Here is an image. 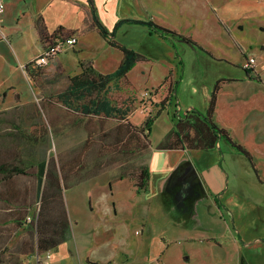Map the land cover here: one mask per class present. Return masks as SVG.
<instances>
[{
  "label": "crops",
  "instance_id": "crops-1",
  "mask_svg": "<svg viewBox=\"0 0 264 264\" xmlns=\"http://www.w3.org/2000/svg\"><path fill=\"white\" fill-rule=\"evenodd\" d=\"M5 2L6 10L0 14V74L2 78L0 94L3 95L8 89L13 91L20 89L19 82L22 80L29 83L40 82L39 78L44 71L48 72L49 78L46 79L54 84L53 87L51 86L52 89L57 88L58 91L55 93L59 94L67 89L72 76L83 71L82 62L93 65L103 74L116 71L125 54L120 47L111 44V39L134 49L140 58L136 62L137 65L142 61L156 59L158 51L163 49L164 36L154 31L155 27L152 25L135 21H151L165 28H177L174 30L184 35L187 31L183 28H195L186 36L197 41L202 49L194 48L186 41L178 39L173 41V46H176V42L177 44L186 42L193 49L202 51L208 58H199L201 68L194 67L193 64L190 72L187 70L186 60L177 58L180 60L177 78L173 76L175 78L173 79L171 76L170 86L164 93H159L158 100L154 101L155 107L158 109L163 107L161 110L163 114L167 107L172 105L175 92L177 117L175 116L174 121L177 124L180 120L193 121V110L206 112L211 94L203 93L201 82L210 80V70L214 69L216 63L220 61L228 63L231 60L224 55H218L214 46H218L216 49L220 50L228 42V37L234 39L240 30L244 31L245 23L238 19L240 11L262 6L264 0L248 2L247 0H5ZM98 22L108 28L109 37L102 35ZM115 28L117 29L113 32ZM196 28L200 30L202 38L194 33L197 31ZM40 31L43 33L42 36ZM68 36H76L77 43L59 53L49 65H46L47 67L41 68L43 66L33 64L29 66V69L21 67L31 63L45 46L54 43L59 37ZM66 57H71L73 63L67 62ZM131 70L111 85L120 86L121 82H125L132 88L134 83L130 78ZM31 71L34 77L31 76ZM186 74L187 80H192V84L187 87L183 85V82L187 81ZM221 78H226L222 81L223 84L230 80L236 86L247 85L251 88L256 87L255 80H257L264 86V74L261 79H256L254 75L241 79L218 76L216 79ZM60 83L63 86L61 88ZM181 86L187 91L185 94H180ZM222 87L221 84L219 91ZM124 88L119 89L125 96L124 101L119 105L129 106L130 112L123 119L117 120L114 127L126 131V129H132V125L143 124L146 116L133 121L138 111L144 115L146 113L144 103L135 106V100ZM192 89H194L193 92ZM36 91L41 93L42 88L36 87ZM246 91L249 92V89L241 88V95L244 96ZM199 100L201 106L198 104ZM49 108L51 113V107ZM148 108L151 109L152 106ZM221 127L226 128L234 139L236 135H232L234 129L231 125ZM190 132L193 134L194 130L191 129ZM169 135L164 136L159 144L162 145L166 141L177 142L176 147L153 149L152 139L149 138L148 141L145 139L147 144H150L147 147L149 157L145 158L148 162H143L150 171L147 188L139 191L138 178L123 167L114 176L113 174L110 176L111 193H116L117 182L131 181L134 188L130 191L131 202L125 199L127 197L125 194L120 195L119 191L116 193L122 205L124 204L129 210V214L133 217L140 216L146 223L149 222L144 210L147 211L151 203L159 198L161 206L160 204L153 206L164 207L175 221L173 223L175 226L184 223L183 230L187 232L182 234L186 236L187 241L192 242L194 248L186 250L187 253L181 256L180 264H184L183 262L188 264H264V180H258L259 183L256 186L247 185L248 183H244L243 175H240L243 180H239L238 184H230L227 171L222 167L223 155L218 148L219 143L213 149L189 147V145L187 147L185 146L187 143L182 145L178 136L172 135L169 138ZM193 152L196 154L193 155ZM132 159H134L132 152L129 156L122 157L126 163ZM4 163L0 162V168ZM24 170L26 173L16 172L8 176L0 170V252H4L9 257L19 258L22 264L77 262V257L80 258L81 255L71 243L70 231L67 233V239L54 246L40 240L38 220L42 197L49 183H47L46 175L40 180L38 170L34 173ZM196 173H199L203 182L202 186L193 184L191 177ZM101 175L86 174L85 170L79 169H66L65 176L59 174L58 182L63 188L69 222L71 207L66 192ZM193 178L195 181L198 180L197 176ZM28 196L32 205L22 206L21 203L28 200ZM118 207V204L114 202L113 214H118ZM180 216L184 218L180 219ZM30 223L35 236L21 231ZM12 225L16 229L7 235L6 228ZM149 227L151 231V226ZM193 257H195L194 260ZM160 258H163L161 254L159 260ZM84 259L88 260V263L93 262L87 256L80 258L82 264ZM128 259L129 257H126V260ZM106 262L112 263L113 260L108 259Z\"/></svg>",
  "mask_w": 264,
  "mask_h": 264
},
{
  "label": "rangeland",
  "instance_id": "rangeland-1",
  "mask_svg": "<svg viewBox=\"0 0 264 264\" xmlns=\"http://www.w3.org/2000/svg\"><path fill=\"white\" fill-rule=\"evenodd\" d=\"M262 4L254 9L240 11L238 19L245 23V28L244 31L238 32V36L234 38L236 40L228 37V42L220 50L216 49L218 46H214L218 55H224L231 60L228 63L220 61L215 64L216 68L210 70V80L201 82L204 94L212 93L218 76L241 79L254 75L256 79H261L264 74V28H262L264 2ZM183 29L187 31L184 32L185 35H188L195 28ZM196 29L194 33L202 38L200 30ZM162 40L165 43L163 49L158 51L156 59L142 61L132 68L130 72L131 81L134 83L132 88L125 82H121L120 86L115 84L112 86L110 94L117 103L124 101V93L119 89L125 87L124 89H127L131 98L135 100V106L140 103H146L148 107L152 106L151 109H144L146 115L138 111L134 122L138 118L147 116L148 113L156 114L158 108L155 107L154 101L158 100L159 93H164L170 86L171 76L177 78L178 62L181 58L186 60L189 72L193 64L194 67L201 68L199 58H208L202 51L193 49L186 42H178V44L176 42V46H173V41L167 40L165 36ZM246 56H253L258 61L252 73H248L242 64ZM66 61L73 63L71 57H66ZM30 65L32 62L21 67L29 69ZM44 67L47 66L41 68ZM31 74L33 76L32 71ZM47 74L48 72L44 71L39 78L40 82L29 83L22 80L19 82L20 89L14 91L8 89L6 94H0V162H8L10 165L34 173L37 172L39 163L46 160L62 176H65L66 169L85 170L86 174H102L97 179L88 180L66 192L71 207L69 232L71 243L78 249L79 255L82 256L80 258L89 256L93 261L88 263V260L84 259V264H180L181 256L186 250L194 248L192 242L187 241L186 236L182 234L187 232L183 230L184 223L175 226L173 224L175 221L164 207L153 206L154 204L161 206L159 198L151 203L147 211L144 210L149 222L146 223L140 216L133 217L129 214V210L124 204L122 205L116 193L119 191L120 195L125 194L127 196L125 199L131 202L130 191L134 190L131 181L117 182L116 193H111L112 174L114 176L125 167L136 177L141 166L144 165L143 162H148V159H145L149 157L146 146L144 147L145 139L135 132L130 136V140L126 141L128 147L134 149V159L126 163L122 157L129 156L130 152L126 150L124 154L122 153L125 148V143L122 141L126 139L127 131L115 129L117 119L103 115H86L80 110L65 107L55 93L58 89L53 90L54 84L46 79L49 78ZM187 77L186 74V80ZM229 81L225 84L220 82L223 87L219 91L215 120L221 126L229 124L233 127L232 135H236L234 140L251 153L252 159L230 142L222 140L221 149L218 147L223 155L222 167L227 171L230 184H238L239 180L244 179L247 185L256 186L258 180H264V86L257 80H255L256 87L251 88L247 85L236 86ZM196 83L200 85L199 82ZM191 84L192 80L183 82L186 87ZM59 86L63 87L62 83ZM36 87L42 88V92L36 91ZM241 88L249 89V92L246 91L242 96ZM179 91L180 94L187 92L182 86ZM92 96L98 97L96 93ZM176 99L174 92L172 105H169L152 123L149 138L152 139L153 149L160 147L159 141L176 128L174 121L175 116L177 117ZM89 100L90 95L84 101ZM198 104L202 105L200 100ZM172 125H174L173 130H171ZM141 126L143 127V124ZM195 154L193 152V155ZM240 175H243V179ZM196 176L197 181L193 178ZM193 177H191L193 184L203 185L199 173ZM27 199L21 203L22 206L32 205L29 196ZM114 202L119 206L118 214L112 213ZM182 217L184 218L180 216V219H183ZM32 228L30 223L21 231L35 236ZM15 229L14 225L8 226L7 235ZM160 254L163 258L159 260ZM126 257L129 259L126 260ZM80 258L77 257V262L73 264H82ZM108 259H112L113 262L107 263ZM5 263L22 264L19 258L9 257L4 252H0V264Z\"/></svg>",
  "mask_w": 264,
  "mask_h": 264
},
{
  "label": "trees",
  "instance_id": "trees-1",
  "mask_svg": "<svg viewBox=\"0 0 264 264\" xmlns=\"http://www.w3.org/2000/svg\"><path fill=\"white\" fill-rule=\"evenodd\" d=\"M135 22L149 24L150 26L152 25L153 27H155L153 28L154 31L161 33L169 40H183L191 44L194 48L202 49V46L192 37L178 33L177 30L165 28L163 26L152 23L151 21ZM120 23L118 25H120ZM98 25L102 35L105 37H109L110 32L108 28H106L101 22H98ZM116 29L117 28H115L113 32L116 31ZM40 35H43L42 31H40ZM110 42L112 45L120 47L124 51L125 57L121 65L116 71L109 74H103L98 72L93 67V65L82 62L81 65L83 67V71L80 74L72 76L67 89L58 94L59 100L67 108L71 110H80L83 114L86 115H103L109 118H116L117 120L123 119L130 112L129 106L119 105V103L114 100V98L110 94V88L112 86L111 84L124 77L135 66L136 62L140 58L138 56V53L134 49L128 48L112 39ZM247 71L248 73L251 72L250 70ZM224 80H226V78L217 80V83L215 84L214 89L212 90V93L210 95L206 112L202 113L197 110H193L192 112L194 113V120H180L176 124V128L169 135V138L172 137V135H176L180 139V142L183 146L185 143H187L185 144V146L187 147L189 145V147H204L207 149L216 148L218 146V143V147H220L221 149L220 143L222 140H225L230 142L231 145L235 146L239 150L243 151L246 156L252 159L251 153L246 150L241 143L235 141L226 128L221 127L214 120L218 91L221 87L220 82ZM94 93H96V96L98 97L94 98L92 96ZM88 95H90V100L88 102H85L84 100ZM144 105L145 109V107L148 105L146 103H144ZM162 109L163 107L157 109L155 115L152 112L148 113L143 122V127L135 125L131 126V124L129 123L132 129H126L127 140L122 141L123 143H125V148L122 152L123 154L126 152V150L133 153L134 149H130L126 141L130 140V136H132L135 132L140 135V137H143L147 141L149 140L152 123L162 113ZM115 129L119 130V127H115ZM191 129L194 130L193 134L190 132ZM141 141L144 142L143 139H141ZM149 145L150 144H147L146 142V144H144V147L146 146L145 148L147 149ZM176 146L177 142L168 143V141H166L160 146V148H172ZM0 170L3 171L6 176L16 172L26 173L24 168L10 165V163L8 162H5ZM38 175L40 177V180H42L46 175L47 183H49V187L46 188L42 197V206L38 220V233L41 241L43 240L47 244H51L52 246H54L60 241L67 239V233L70 231L68 212L65 206L64 195L62 192L63 188L58 182L60 178L55 167L48 164L46 160L39 163ZM136 177L138 178V190L141 191L147 188L150 180V171L148 166L142 165Z\"/></svg>",
  "mask_w": 264,
  "mask_h": 264
},
{
  "label": "built area",
  "instance_id": "built-area-1",
  "mask_svg": "<svg viewBox=\"0 0 264 264\" xmlns=\"http://www.w3.org/2000/svg\"><path fill=\"white\" fill-rule=\"evenodd\" d=\"M6 10L5 0H0V14H3ZM78 41L76 36L59 37L54 43L44 47L43 51L32 61L35 66H46L53 61L59 53L73 47ZM244 68L251 72L255 70L257 66V59L253 56H247L244 62ZM146 110L149 108L145 107Z\"/></svg>",
  "mask_w": 264,
  "mask_h": 264
}]
</instances>
